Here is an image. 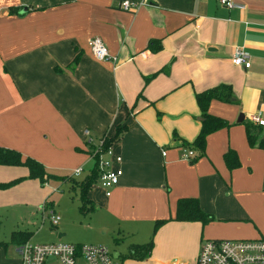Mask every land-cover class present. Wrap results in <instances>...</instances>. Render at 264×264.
I'll return each mask as SVG.
<instances>
[{"label": "crops", "instance_id": "0c3cea01", "mask_svg": "<svg viewBox=\"0 0 264 264\" xmlns=\"http://www.w3.org/2000/svg\"><path fill=\"white\" fill-rule=\"evenodd\" d=\"M121 1L0 0V147L72 172L95 166L96 151L120 132L110 144L122 157L119 184L109 196L98 182L88 192L109 225L149 227L194 197L213 219L164 223L169 251L197 256L207 238H264V148L250 144L246 125L264 119V0H234L231 9L218 0H130L140 4L134 11ZM95 37L111 59L93 57ZM238 47L250 67L233 63ZM223 85L231 101L213 98L208 111L229 125L201 153L192 145L202 125L196 95ZM229 150L239 167L228 168ZM24 175L0 165V183ZM153 262L183 261L165 252Z\"/></svg>", "mask_w": 264, "mask_h": 264}, {"label": "rangeland", "instance_id": "374dc122", "mask_svg": "<svg viewBox=\"0 0 264 264\" xmlns=\"http://www.w3.org/2000/svg\"><path fill=\"white\" fill-rule=\"evenodd\" d=\"M93 167L94 160L92 159V162L89 160L85 165H82L84 171L76 178L84 179ZM18 168L21 171H27V175L18 176L17 178H23L20 182L0 189V243L2 244L0 245V264H11V261L14 263L17 260L16 242L12 240V232L16 230L32 232L30 236L32 243L63 242L105 245L121 264H154V258L163 256L165 252H168L169 260L172 263L177 261L188 262V264L197 263L199 253L197 256H193L189 249L184 253L176 250L177 248L169 251L167 239L172 234V229L162 227L154 233L157 220L149 227H137L136 229L129 227L131 230L119 228L113 221L109 225L107 216L100 209H95L88 214L80 211L79 193L82 190L74 182L72 184L70 179L59 177L60 181L66 182L62 183L50 178L47 182L41 183L39 179L29 178L26 166H18ZM47 172L56 176L72 174L71 169L63 171L50 169ZM70 187L76 191H72ZM52 210L61 217L56 226H53L49 219ZM152 237L154 238V248L148 257L141 260L129 257L132 245L147 243ZM261 237L263 236L250 239ZM116 253L119 254L118 257L115 256ZM151 255L153 259L149 261L148 258Z\"/></svg>", "mask_w": 264, "mask_h": 264}, {"label": "built area", "instance_id": "2783aa9c", "mask_svg": "<svg viewBox=\"0 0 264 264\" xmlns=\"http://www.w3.org/2000/svg\"><path fill=\"white\" fill-rule=\"evenodd\" d=\"M223 6L231 9L234 0H218ZM140 4L130 0H122L120 8L134 11ZM93 57L99 61L111 59V55L101 38L89 41ZM144 55V54H143ZM116 59V58H115ZM232 61L235 65L250 67V53L242 47L235 49ZM254 123L264 126V119L258 115L251 117ZM88 134V131H86ZM189 151L185 157L191 156ZM94 157L98 160L100 187L109 196L112 189L120 182L123 173L120 164L122 157L113 148L101 146ZM84 169L79 167L72 176H79ZM49 219L53 226L59 224L61 217L51 211ZM19 264H121L105 245H82L70 243H32L25 241L15 246ZM177 264H188L179 262ZM196 264H264V238L259 239H204Z\"/></svg>", "mask_w": 264, "mask_h": 264}, {"label": "trees", "instance_id": "16d2710c", "mask_svg": "<svg viewBox=\"0 0 264 264\" xmlns=\"http://www.w3.org/2000/svg\"><path fill=\"white\" fill-rule=\"evenodd\" d=\"M161 48L159 44L154 51H157ZM78 63V56L68 66L73 69L74 66ZM59 71V69H57ZM152 76L146 77L145 81L148 82ZM232 96V90L229 86H220V88L210 89L196 95L197 103L201 109L202 113V125L201 129L193 141L192 145L199 149L201 153L205 152L206 139L207 136L220 128L227 127L229 123L218 116L210 114L208 111L209 101L213 98H217L223 101L230 102ZM247 135L248 140L252 146H258L264 148V130L261 128L262 125L247 123ZM117 132L111 140H107L106 146H109L113 140H116L118 137ZM225 162L229 169H234L239 167L240 160L238 154L234 150H229L224 155ZM0 165L3 166H26L29 170V178L39 179L41 183L47 182L48 179H58L59 177L47 172L45 166L38 160L32 157H23L21 152L15 149L0 147ZM99 166L98 160L95 159V166L90 171L89 175L81 181H77L74 177H70V182L80 187L82 192H80V211L84 214L93 212L96 209V205L93 200L88 196L89 190L94 184L99 180ZM63 178V177H60ZM23 178H17L7 183H0V189L8 188L11 185H14L20 182ZM213 219V216L205 213L199 206V201L194 197H185L180 198L177 203L176 214L174 217L168 219H158L155 223L154 233L167 221L177 220V221H200L202 223H207ZM32 232L26 230H16L12 232V240L17 244L27 241ZM154 236V234H153ZM0 245H2L0 243ZM154 248V238L144 244H135L132 245L130 249L129 257L133 259H144L148 257Z\"/></svg>", "mask_w": 264, "mask_h": 264}]
</instances>
